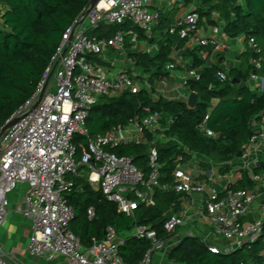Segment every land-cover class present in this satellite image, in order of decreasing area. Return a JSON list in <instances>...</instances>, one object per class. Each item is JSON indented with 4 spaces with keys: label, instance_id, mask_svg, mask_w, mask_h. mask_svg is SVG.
<instances>
[{
    "label": "built area",
    "instance_id": "2783aa9c",
    "mask_svg": "<svg viewBox=\"0 0 264 264\" xmlns=\"http://www.w3.org/2000/svg\"><path fill=\"white\" fill-rule=\"evenodd\" d=\"M214 17L219 19L217 14ZM159 21L160 14L150 10V0H99L93 9L89 6L63 34L33 96L12 116L23 117L0 142V228L8 216L7 195L19 185H27L22 215L32 223L27 246L32 256L47 261L64 256L68 259L67 264H127L119 253L125 240L113 227L107 228L104 239L94 238L89 247H85L81 238L71 231L75 211L68 198L78 189L76 184L80 179L101 190L105 199L116 203L118 211L128 217H133L141 204L155 206L157 190H172L188 197L201 196L199 216L206 220L216 236L235 242L236 249L255 242L262 235L263 219H255L246 226L242 220L264 196V173H252V189L232 190L220 189L211 181H196L190 172L177 166L172 183L162 184L154 144L149 150V176L138 169L130 157L111 152L123 145L145 144L147 134H156L161 127L159 113L135 116L128 124L115 126L106 133L91 134L89 130L88 118L100 99L125 92L137 94L149 86V81L128 70L112 74L99 58L107 48L123 51L128 42L136 47L140 32L152 34ZM200 22V14L196 10L190 11L180 24L169 28V33L185 40L191 49L220 47L224 23L212 27L210 35L202 37L198 35ZM127 23H131L132 29L118 30L113 37L96 34L103 25ZM247 46L255 53L261 51L254 40ZM131 64L135 66L136 61L132 60ZM250 64L253 70L249 81L257 84L258 92H263L264 77L259 73L263 59L251 57ZM166 69L175 70L176 65L169 63ZM200 76L197 70L187 68L181 87L185 88L190 80H199ZM216 79L220 83L229 82L228 75L223 72H217ZM163 83L166 85V80ZM43 92L41 102L33 109ZM251 127L254 134L244 147L242 158L245 160L252 159L251 147L264 143V119L252 121ZM207 134L216 137L213 132ZM78 138L84 139L87 146L79 160L77 153L83 143ZM258 209L264 215V201ZM87 214L89 220H93L95 209L89 208ZM179 224V217L172 215L165 224L166 232L174 234ZM131 235L152 242L151 249L140 262L152 264L153 254L162 250L165 242L157 239L155 231L143 226H135ZM209 249L213 253L232 251L222 252L214 246ZM0 264H13L1 245Z\"/></svg>",
    "mask_w": 264,
    "mask_h": 264
},
{
    "label": "trees",
    "instance_id": "16d2710c",
    "mask_svg": "<svg viewBox=\"0 0 264 264\" xmlns=\"http://www.w3.org/2000/svg\"><path fill=\"white\" fill-rule=\"evenodd\" d=\"M93 0H0L4 9L0 26V131L34 94L37 86L62 42V37L73 21L86 10ZM189 4L192 0H177ZM201 22L206 19L216 24L213 14L217 13L224 23L223 32L230 38L243 37L245 43L254 40L261 49L260 53L247 50L248 66L232 69L228 83L216 79L219 69L216 66L204 67L207 58L201 56V48L184 50L185 57L191 58L189 68H203L199 80H190L186 89L198 94L195 108L186 101H170L164 98L155 101L151 91L142 88L137 94L125 92L112 98H102L95 105L88 118L91 134L106 133L113 127L128 124L135 116H147L151 113L161 115V127L158 133L169 139L155 143L160 165V182L170 184L173 172L179 163L190 161L195 155L207 157L211 163L229 164L244 151L245 145L254 134L252 121L264 119V91H253L247 83L253 67L251 57L263 59L264 77V0H200L196 10ZM161 17V16H160ZM161 22L154 30L159 37L149 40L159 46L158 53L133 55L138 67L151 74L148 82L152 88L155 80L169 76L166 66L173 63L171 57L175 47L183 49L186 41L169 33V22ZM166 22V23H165ZM200 22V24H201ZM167 29L164 33L163 29ZM132 29L131 23L122 26H101L99 37H113L118 30ZM145 33L140 32V40ZM233 79L240 84H232ZM214 101H218L213 105ZM205 129V131L202 130ZM213 132L216 137L208 136ZM155 134H147L145 144L123 145L111 150L119 156H127L146 176L151 172L150 147L155 142ZM83 147L78 149L77 160L86 151V141L78 138ZM180 159V161H179ZM264 172V165L254 173ZM239 180L230 189H252L254 184L249 172L239 173ZM77 190L70 194L68 201L75 215L70 224L71 231L81 238L85 247L92 240L105 238L108 227L118 234L133 224L153 230L157 239L166 242L173 234L165 230V224L172 212L180 210L182 194L174 191L156 192V205L141 204L133 217L118 211L114 202L105 199L101 190L92 188L85 180L77 181ZM95 209V218L89 220L87 211ZM171 208L173 211L171 212ZM148 239L130 237L119 248L121 257L127 264H140L151 249ZM171 264H264V225L262 235L255 241L232 250L229 253H213L197 237H186L169 253Z\"/></svg>",
    "mask_w": 264,
    "mask_h": 264
},
{
    "label": "crops",
    "instance_id": "0c3cea01",
    "mask_svg": "<svg viewBox=\"0 0 264 264\" xmlns=\"http://www.w3.org/2000/svg\"><path fill=\"white\" fill-rule=\"evenodd\" d=\"M200 6V0H192L191 3L184 4L177 0H150V10L153 13H159L163 20L167 19L169 26L180 24L186 13L197 10ZM213 14V20L216 24L210 25L206 19H204L198 30V35L202 37L209 36L212 27L222 22L220 18L217 20ZM218 15V14H217ZM219 16V15H218ZM160 17V18H161ZM161 20L159 21V23ZM158 23V25H159ZM166 23V22H165ZM166 33L167 29H163ZM159 31L154 30L152 34L146 35L145 39L140 40L136 47H133L129 42L123 51L116 50L114 48H107L104 54L99 58L101 64L107 67L112 74H116L121 70H128L131 73L138 76L140 79L151 81V74L145 73L142 68L137 64L133 66L131 64L133 57L136 53H147L150 49V55L155 56L158 53L159 46L157 44H151L149 40L151 38H157L160 35ZM129 41V39H127ZM220 47H206L201 51V56L207 58L204 67L216 66L219 72H223L229 75L230 71L234 68L245 69L247 64V50L248 46L245 43L243 37L230 38L223 30L221 31ZM185 44L181 50L175 47L171 57L174 59L176 69L168 71L169 76L155 80L153 87L145 86L144 88L151 91V97L158 101L161 98L170 101L188 100L190 92L186 87L182 88L181 83L185 78L186 69L189 68L191 58L185 57L184 50H189ZM199 73L203 71V68L197 69ZM166 80L167 84L163 82ZM242 85H248L251 90L257 91V84L248 81ZM218 101H214L213 105H216ZM164 127H160L159 130H163ZM158 130V131H159ZM157 131L155 143H163L169 139L165 138ZM246 146V145H245ZM252 159L245 160L243 158H236L229 164L218 165L211 163V161L201 155H195L190 161L186 163H179L178 167L190 172L196 181L200 182H213L218 188L226 189L230 188L232 184H236L239 180V173L249 172L250 176L256 168L264 165V143L261 142L257 146L251 147ZM264 173V172H261ZM28 186L25 184L19 185L13 192L7 195L8 201V216L0 228V245L4 249V253L9 257L13 264H67L68 259L64 256H57L53 261H47L35 256H32L27 246L32 234V223L30 220L22 215L24 208V197L28 192ZM95 189V188H94ZM180 210L178 212H172L171 215L179 217L180 224L177 227L176 232L171 239L165 242L164 248L153 254L152 264H171L169 261L170 251L177 246L186 237H197L201 239L208 247L214 246L220 249L222 252L225 250H235L236 243L233 241H227L221 237L216 236L211 230L210 226L199 213L202 211L201 196H185L182 194ZM264 201V196L258 199L255 208L251 214L242 220L244 226L255 219H263L264 215L259 211L258 206Z\"/></svg>",
    "mask_w": 264,
    "mask_h": 264
},
{
    "label": "water",
    "instance_id": "95a60500",
    "mask_svg": "<svg viewBox=\"0 0 264 264\" xmlns=\"http://www.w3.org/2000/svg\"><path fill=\"white\" fill-rule=\"evenodd\" d=\"M99 0H93L91 2V9H93L96 4L98 3ZM232 84L235 85V84H240V82H238L237 80L233 79L232 81ZM44 96V92L40 95L39 99L37 100V102L35 103V105L33 106V109H35L39 103L41 102L42 98ZM198 100H199V96L198 94L192 92L190 93L189 97H188V100H187V104L190 108H195L198 104ZM21 117H16V118H11L1 129L0 131V142L2 140V138L5 136V134L12 128V126L17 123L21 118ZM243 156V152H240L238 155H237V158H242ZM135 228V225L133 224L132 226H130L129 228H127L124 232H121L119 234V236L123 239V240H127L129 239L130 237H132L131 233L132 231L134 230Z\"/></svg>",
    "mask_w": 264,
    "mask_h": 264
},
{
    "label": "rangeland",
    "instance_id": "374dc122",
    "mask_svg": "<svg viewBox=\"0 0 264 264\" xmlns=\"http://www.w3.org/2000/svg\"><path fill=\"white\" fill-rule=\"evenodd\" d=\"M3 10H4V9L0 8V26H2L1 16H2V14H3Z\"/></svg>",
    "mask_w": 264,
    "mask_h": 264
}]
</instances>
